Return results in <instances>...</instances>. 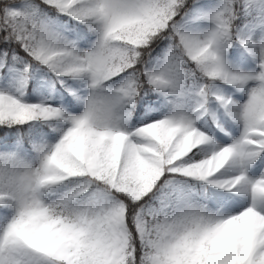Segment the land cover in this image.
<instances>
[{
	"label": "snow or ice",
	"instance_id": "1",
	"mask_svg": "<svg viewBox=\"0 0 264 264\" xmlns=\"http://www.w3.org/2000/svg\"><path fill=\"white\" fill-rule=\"evenodd\" d=\"M0 264H264V0H0Z\"/></svg>",
	"mask_w": 264,
	"mask_h": 264
}]
</instances>
